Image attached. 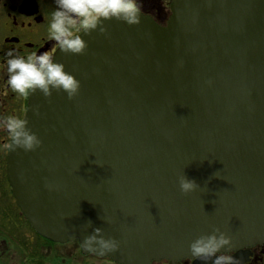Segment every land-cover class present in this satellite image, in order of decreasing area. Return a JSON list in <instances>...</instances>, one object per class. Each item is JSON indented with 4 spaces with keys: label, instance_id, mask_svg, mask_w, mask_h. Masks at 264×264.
I'll list each match as a JSON object with an SVG mask.
<instances>
[{
    "label": "water",
    "instance_id": "obj_1",
    "mask_svg": "<svg viewBox=\"0 0 264 264\" xmlns=\"http://www.w3.org/2000/svg\"><path fill=\"white\" fill-rule=\"evenodd\" d=\"M171 11L165 26L105 20L84 54L55 53L79 94L28 97L43 143L9 147L7 178L41 235L81 244L102 227L121 241L103 256L124 264L192 256L215 226L232 238L222 250L264 240V0H172ZM183 172L201 188L182 193Z\"/></svg>",
    "mask_w": 264,
    "mask_h": 264
},
{
    "label": "clouds",
    "instance_id": "obj_2",
    "mask_svg": "<svg viewBox=\"0 0 264 264\" xmlns=\"http://www.w3.org/2000/svg\"><path fill=\"white\" fill-rule=\"evenodd\" d=\"M55 7L47 20V39L54 42V49L64 53L84 54L88 47L86 35L93 31L106 34L108 29L105 20L116 19L129 25L139 24L142 14V0H54ZM181 66L183 60L178 62ZM3 72L5 92L10 89L18 97L26 98L34 92L49 98L53 91L63 92L69 100L80 92L81 81L74 73L68 71L65 65L56 60L52 52L34 50L21 55L14 49L4 54ZM211 84L212 81L207 82ZM39 115V106L32 109ZM26 116L16 112L0 114V131L10 141L7 147L22 149L25 152L35 151L43 141L29 126ZM70 135V134H69ZM70 138L71 137L70 135ZM178 185L182 193L188 194L201 188L194 179L188 178L184 172L178 176ZM110 222V217H103ZM92 227L91 220L87 221ZM99 226L85 235L81 245L89 252L103 256L116 252L121 241L114 236L103 234ZM232 238L220 227L215 226L210 233L197 236L189 244L191 255L207 264H238L235 256L228 250ZM229 248V247H228ZM227 248V249H228Z\"/></svg>",
    "mask_w": 264,
    "mask_h": 264
},
{
    "label": "flooded vegetation",
    "instance_id": "obj_3",
    "mask_svg": "<svg viewBox=\"0 0 264 264\" xmlns=\"http://www.w3.org/2000/svg\"><path fill=\"white\" fill-rule=\"evenodd\" d=\"M172 0H142L141 16L165 26ZM54 0H0V114H25L28 97L21 98L10 89L5 92L4 54L14 49L21 55L34 50L53 51L47 39V20ZM0 131V264H124L109 256L83 251L78 239L54 241L41 235L17 205L7 178V145ZM238 264H264V240L228 249ZM143 264H204L193 256L152 258ZM207 264H211L208 261Z\"/></svg>",
    "mask_w": 264,
    "mask_h": 264
}]
</instances>
